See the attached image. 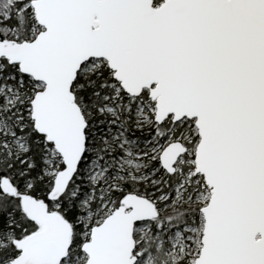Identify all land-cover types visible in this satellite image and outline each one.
<instances>
[{"label": "snow or ice", "instance_id": "snow-or-ice-1", "mask_svg": "<svg viewBox=\"0 0 264 264\" xmlns=\"http://www.w3.org/2000/svg\"><path fill=\"white\" fill-rule=\"evenodd\" d=\"M0 264H264V0H0Z\"/></svg>", "mask_w": 264, "mask_h": 264}]
</instances>
